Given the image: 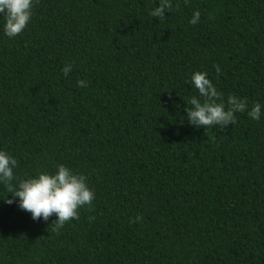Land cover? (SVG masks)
Segmentation results:
<instances>
[{
	"label": "trees",
	"instance_id": "16d2710c",
	"mask_svg": "<svg viewBox=\"0 0 264 264\" xmlns=\"http://www.w3.org/2000/svg\"><path fill=\"white\" fill-rule=\"evenodd\" d=\"M161 2L34 0L17 36L0 22V150L17 161L0 183V264H264V0H170L150 15ZM196 71L217 103L248 109L189 123ZM60 164L95 197L56 229L9 188Z\"/></svg>",
	"mask_w": 264,
	"mask_h": 264
},
{
	"label": "clouds",
	"instance_id": "9594fccd",
	"mask_svg": "<svg viewBox=\"0 0 264 264\" xmlns=\"http://www.w3.org/2000/svg\"><path fill=\"white\" fill-rule=\"evenodd\" d=\"M34 0H0V22L5 36L13 38L20 34L29 23ZM171 8L170 0H162L150 15L163 17L165 10ZM200 12L194 11L190 24H197ZM72 70L71 64H66L62 72L67 76ZM219 71V68H217ZM208 74L196 71L191 74L190 80L198 90V99L192 97L189 101L191 108H186L187 120L196 127H209L212 125H228L234 121V114L245 112L248 109L247 101L236 96L228 97L225 103H217L219 93L207 78ZM79 87H86V81H77ZM260 103H254L248 111V116L253 120L261 118ZM17 161L7 151L0 150V183L11 185L15 179L13 169ZM85 175L74 172L62 164L57 165L53 173L38 172L35 176L20 180L15 188H9L10 193L16 198L18 207L31 214L33 220L41 218L45 221L55 214L56 220L52 223L56 229L61 228L70 219H79L78 208L91 204L95 193L86 183ZM11 204L13 200H7ZM137 217V221H139ZM132 221L130 220V223Z\"/></svg>",
	"mask_w": 264,
	"mask_h": 264
}]
</instances>
